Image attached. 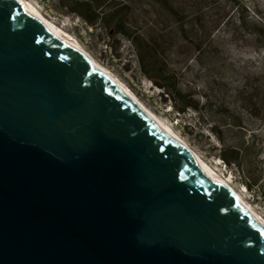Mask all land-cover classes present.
I'll return each instance as SVG.
<instances>
[{
  "label": "water",
  "instance_id": "obj_1",
  "mask_svg": "<svg viewBox=\"0 0 264 264\" xmlns=\"http://www.w3.org/2000/svg\"><path fill=\"white\" fill-rule=\"evenodd\" d=\"M0 264H264V227L56 29L0 0Z\"/></svg>",
  "mask_w": 264,
  "mask_h": 264
},
{
  "label": "rangeland",
  "instance_id": "obj_2",
  "mask_svg": "<svg viewBox=\"0 0 264 264\" xmlns=\"http://www.w3.org/2000/svg\"><path fill=\"white\" fill-rule=\"evenodd\" d=\"M79 1L97 12L128 6L129 37L108 34L98 21L85 23L69 10ZM32 2L168 121L201 158L213 162L235 189L244 188L264 217V0ZM137 53L150 74L175 76V102L138 69ZM181 102L196 107L177 113ZM221 145L239 149L237 169L217 156ZM242 176L253 184V191L244 186Z\"/></svg>",
  "mask_w": 264,
  "mask_h": 264
},
{
  "label": "trees",
  "instance_id": "obj_3",
  "mask_svg": "<svg viewBox=\"0 0 264 264\" xmlns=\"http://www.w3.org/2000/svg\"><path fill=\"white\" fill-rule=\"evenodd\" d=\"M70 11L77 13L80 18L87 24L93 25L96 21L100 22L104 28L107 29L108 34H120L126 37L129 35L126 32V14L128 10V6L126 5H119L110 7L105 12H97L96 8L90 5L87 2L79 1L75 2L73 6L69 8ZM130 41L132 38H129ZM138 69L149 79L154 81L159 87H161L162 91L161 94H165V97L172 96V100L175 102L173 98V93L177 95V86H176V79L173 74H169L167 72H159L155 75L150 74L149 70L146 68L145 62L142 56L137 53L136 56ZM190 106L195 108L196 106L190 104L189 102H181V106L176 107V112H183L184 109ZM217 156L221 159L223 164L227 167H233L237 169L239 166V149H230L223 145H221L217 150ZM241 172L237 171V173ZM242 173V172H241ZM239 175V174H238ZM243 175V174H242ZM241 180L242 183L246 188L253 191V184L249 182L247 178Z\"/></svg>",
  "mask_w": 264,
  "mask_h": 264
},
{
  "label": "bare ground",
  "instance_id": "obj_4",
  "mask_svg": "<svg viewBox=\"0 0 264 264\" xmlns=\"http://www.w3.org/2000/svg\"><path fill=\"white\" fill-rule=\"evenodd\" d=\"M18 2L32 15L44 21L45 23L51 25L54 29H56L66 40L67 42L75 49L80 51L84 56L88 58V60L92 63V65L103 74L108 76L112 82L122 90L127 96H129L140 108H142L158 125H160L163 129H165L170 135L175 137L185 148L187 153L202 167L207 169L211 174H213L218 181L227 188L235 198L244 206V208L264 227V217L260 214V212L252 206L249 200L244 195V192L241 190L235 189V187L231 184V181L226 178L225 175L221 174L214 163H208L200 155L197 154L190 146L185 142L172 128L168 121L164 118L160 117L152 110H150L138 97L137 95L125 84L123 83L114 73H112L109 69L99 63L75 38L70 36L64 28L49 19L45 16L39 7L32 2V0H18ZM218 166V165H217Z\"/></svg>",
  "mask_w": 264,
  "mask_h": 264
}]
</instances>
